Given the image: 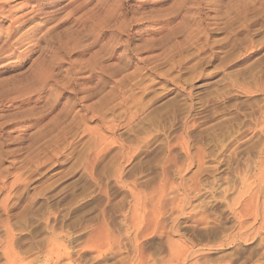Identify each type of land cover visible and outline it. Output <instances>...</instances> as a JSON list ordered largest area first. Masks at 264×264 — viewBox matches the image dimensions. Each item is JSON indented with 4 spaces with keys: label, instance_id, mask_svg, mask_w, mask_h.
I'll use <instances>...</instances> for the list:
<instances>
[{
    "label": "rangeland",
    "instance_id": "rangeland-1",
    "mask_svg": "<svg viewBox=\"0 0 264 264\" xmlns=\"http://www.w3.org/2000/svg\"><path fill=\"white\" fill-rule=\"evenodd\" d=\"M0 264H264V0H0Z\"/></svg>",
    "mask_w": 264,
    "mask_h": 264
},
{
    "label": "bare ground",
    "instance_id": "bare-ground-1",
    "mask_svg": "<svg viewBox=\"0 0 264 264\" xmlns=\"http://www.w3.org/2000/svg\"><path fill=\"white\" fill-rule=\"evenodd\" d=\"M5 7V1H3L2 4H0V9H3Z\"/></svg>",
    "mask_w": 264,
    "mask_h": 264
}]
</instances>
